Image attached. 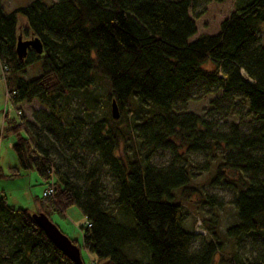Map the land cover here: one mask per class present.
Segmentation results:
<instances>
[{
	"label": "trees",
	"instance_id": "1",
	"mask_svg": "<svg viewBox=\"0 0 264 264\" xmlns=\"http://www.w3.org/2000/svg\"><path fill=\"white\" fill-rule=\"evenodd\" d=\"M198 1L210 0H31L11 9L0 0V77L7 100L18 105L37 99L47 107L35 111L37 127L22 115L14 121L5 114L7 128L16 133L17 163L53 188L36 197L49 218V211L80 208L86 217L83 245L95 254L91 264H264V42L258 35L264 0H233L216 33L194 36L190 9ZM18 35L36 37L42 51L30 46L18 57ZM209 61L212 69L203 67ZM33 64L38 73L26 78ZM98 76L107 81V110L81 137L85 122L66 112L67 101L70 94L90 95ZM212 90L223 100L245 102L253 118L248 131L235 122L218 127L187 109L195 92ZM126 108L134 113L131 123ZM120 130L136 137L144 151L117 154ZM54 140L70 146L59 148ZM75 144L96 151L110 171L111 201L94 167L70 171L55 161V152L71 145L70 154L79 155ZM155 149L169 151L165 163L151 160ZM190 153H210V159L194 163ZM191 167H212L206 183L232 190L236 218L223 231L216 217L204 231L184 228L182 198L202 186L194 183ZM225 168L238 177H228ZM202 197L211 207L222 202L215 193ZM195 222L201 224L200 218ZM244 240L246 254L239 247ZM0 264L79 263L53 245L28 208L9 204L0 190Z\"/></svg>",
	"mask_w": 264,
	"mask_h": 264
},
{
	"label": "rangeland",
	"instance_id": "2",
	"mask_svg": "<svg viewBox=\"0 0 264 264\" xmlns=\"http://www.w3.org/2000/svg\"><path fill=\"white\" fill-rule=\"evenodd\" d=\"M3 6L6 9H11L17 5L27 4L31 0H1ZM234 8L233 0H224L221 2H216L210 0L208 2L198 1L190 9V14L195 19L196 32L194 36L201 34L216 33L219 30V24L222 19L227 17ZM24 19L20 20L21 22ZM259 41L264 42V24L260 27L258 31ZM28 38V37H23ZM3 66V63H1ZM205 68L212 69L214 67L212 62H207L204 64ZM37 64L28 66L25 72V77L29 78L38 73ZM244 74V71H242ZM107 93V81L105 78L98 76L96 78L95 84L91 88V94L86 96L80 93L70 94L67 105V113L79 115L83 118L85 125L81 137H85L87 127H89L92 121L98 117L101 113L105 112L107 108L105 107L104 100L106 101ZM225 105L227 107H223ZM20 107V114L18 113V108ZM38 109H47L46 105L33 99L30 102H21L18 105H13L9 100H7L5 94V84L3 79L0 77V132L2 136L0 138V181L4 185L3 190L7 196V201L13 206H21L28 208L32 213L42 211L43 207L41 204L37 203V195L43 194V189L46 188L44 184L41 183L39 175L35 170H22L18 163L16 153L12 147V143L16 138V133L13 132L11 128L8 127L7 118L13 119L14 121H19L22 116L28 119L32 126H38L40 118L35 117V111ZM111 109V107H110ZM187 109L195 111L202 115L206 119H212L218 127L227 128L231 122H235L239 125L242 131H248L250 124L253 121L251 114L247 113L246 104L237 98H232L230 100H223L220 98V92L218 90H212L210 92H195L193 97L187 102ZM43 111V110H42ZM111 112V110H110ZM7 114V118L5 117ZM125 121L128 123L132 122L134 113L129 108L125 109ZM264 116V112L260 113ZM22 115V116H21ZM42 119V118H41ZM12 121V120H11ZM132 124H129L131 128ZM120 127H122L120 125ZM122 131V137L119 141L118 148L115 150L117 154L124 156L126 154L130 155L132 153L143 152L145 147L140 141L134 137L132 134ZM21 133L24 131L21 129ZM45 134V133H44ZM129 134V135H128ZM54 137L52 135L50 139ZM54 145L59 148L63 146H70L68 143L54 140ZM74 150H78L80 154L74 153L70 154L71 147L65 148L63 152H55V161L61 165L63 168L72 170H78L79 172L85 171L81 168L83 164L86 167H94L95 172L99 175L100 180L105 188L104 193L106 197V202L111 201L112 192L111 186L113 185L114 179L108 170V168L100 163L98 154L96 151L87 148L83 145L75 144ZM182 149V148H181ZM220 153V151L216 152ZM210 153L203 155L201 153H190L189 158L194 163L202 164L209 158ZM169 158V151L166 149H155L151 154V160L154 163L161 164L165 163ZM15 167L16 169H14ZM13 170L19 171L20 174L17 176L9 175ZM191 170L195 173L194 183L197 185H202L200 192H194L187 197L182 198L183 209L186 211V219L183 222V226L186 229H197L204 231L206 226L211 223V219L217 218V223L219 230L223 229L235 220V212L232 203L230 202L232 196V190L229 187L215 185L211 186L206 183V179L212 173V167L207 170L199 171L195 167H191ZM215 170V168H214ZM223 172L230 178H237L238 172L225 168ZM6 175V176H5ZM247 177V176H245ZM7 181V182H6ZM207 193H215L221 198V204L219 207L210 206L208 204L201 203L202 195ZM45 196V195H43ZM47 196V195H46ZM38 208V210H36ZM44 212V211H42ZM50 220L57 225V227L68 236V238L73 239L75 244L80 248L81 256L86 264H91L92 259L95 258V254L88 251L83 245V231L86 226V217L76 204L69 205L64 211H49ZM197 218H200V222H195ZM89 223V222H88ZM195 226V227H194ZM203 228V229H202ZM208 233H206L207 235ZM224 248L229 247V243L225 238ZM240 251L246 254L249 251L247 240L239 243ZM141 249L135 247L133 249L134 253L140 254ZM144 259V256H142ZM217 257L215 262H217Z\"/></svg>",
	"mask_w": 264,
	"mask_h": 264
},
{
	"label": "water",
	"instance_id": "3",
	"mask_svg": "<svg viewBox=\"0 0 264 264\" xmlns=\"http://www.w3.org/2000/svg\"><path fill=\"white\" fill-rule=\"evenodd\" d=\"M30 46L37 52L42 51L41 44L36 37L24 39L21 38L20 35L17 36L15 50L18 57L22 58L26 54L27 48ZM111 115L114 118L119 116V111L114 100L111 101ZM32 217L56 248L61 250V252L72 261L81 264L79 247L72 242L44 212H33Z\"/></svg>",
	"mask_w": 264,
	"mask_h": 264
},
{
	"label": "built area",
	"instance_id": "4",
	"mask_svg": "<svg viewBox=\"0 0 264 264\" xmlns=\"http://www.w3.org/2000/svg\"><path fill=\"white\" fill-rule=\"evenodd\" d=\"M20 112V110H18ZM53 192V188L51 186H47L46 188L43 189V195H49Z\"/></svg>",
	"mask_w": 264,
	"mask_h": 264
},
{
	"label": "crops",
	"instance_id": "5",
	"mask_svg": "<svg viewBox=\"0 0 264 264\" xmlns=\"http://www.w3.org/2000/svg\"><path fill=\"white\" fill-rule=\"evenodd\" d=\"M7 182V181H6ZM4 188V185L1 183L0 181V189H3ZM7 197V196H6Z\"/></svg>",
	"mask_w": 264,
	"mask_h": 264
}]
</instances>
